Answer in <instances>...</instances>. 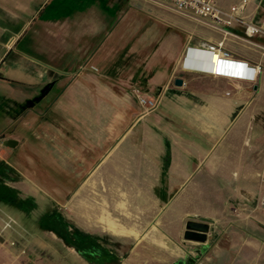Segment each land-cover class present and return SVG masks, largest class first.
I'll use <instances>...</instances> for the list:
<instances>
[{
	"label": "crops",
	"instance_id": "0c3cea01",
	"mask_svg": "<svg viewBox=\"0 0 264 264\" xmlns=\"http://www.w3.org/2000/svg\"><path fill=\"white\" fill-rule=\"evenodd\" d=\"M244 1L219 5L264 29V0ZM51 2L0 0V139L18 142L14 149L2 142L0 162L22 179L4 183L12 201H0L19 211V199L33 198L23 194L32 191L21 186L25 173L40 176L41 187L56 182L68 192L74 183L65 203L74 202V225L94 237L102 261L86 262L47 234L79 264H264V37L189 19L186 34L157 25L153 46L147 29L123 36L130 24L123 20L101 41L99 7L90 5L85 19L83 11L53 14ZM222 41L232 55L226 66L246 65V78L213 73L215 56L201 45ZM135 88L159 99L158 109L143 115ZM52 165L59 180L48 173ZM6 206L0 259L15 264L20 256L7 243L31 234L10 216L5 229ZM191 220L209 223L206 243L185 241Z\"/></svg>",
	"mask_w": 264,
	"mask_h": 264
},
{
	"label": "rangeland",
	"instance_id": "374dc122",
	"mask_svg": "<svg viewBox=\"0 0 264 264\" xmlns=\"http://www.w3.org/2000/svg\"><path fill=\"white\" fill-rule=\"evenodd\" d=\"M54 3L57 1L63 2L67 1L66 3H70V1L75 0H52ZM107 4L106 7L109 8V11H105L100 3L96 2L95 5L99 10L96 11L94 9L95 15L99 18L102 34L100 36V40L106 39L110 32L118 25L120 21L128 20L129 27L125 29L123 36L126 37H143L145 31L147 29L148 33V41L153 42V46H156L157 43L155 39L156 32H158L156 26H161L164 34L178 32L180 33L183 31L185 34L186 32L181 28V26L190 21L188 18L180 15L179 13L175 12L172 9V6L168 4H160L156 0H106ZM90 7L85 8L84 10H75L73 15L84 13V18H90L89 15L92 14L88 12ZM106 27V28H105ZM143 27H146L143 29ZM140 29V31H138ZM138 31V33H137ZM181 32V34H184ZM151 53V51H148ZM6 95L4 94L3 90L0 88V125L4 120L3 117V108H4V101ZM3 149L0 146V153H2ZM7 159V156H4ZM49 175L50 177H54L55 179L59 180L60 172L56 170L54 165L48 166ZM26 178L22 181V187H26L28 185L31 186L32 191H25L23 190L24 197H28V195H34L33 198L25 200V202L21 203L19 209L17 210L13 207L6 206L5 203L0 201L1 206H6L7 208L3 209V219L4 222H9V216L15 218L17 224H13L15 229H19V232L24 233V230L30 232V236L26 239L20 238V242L12 241V243H7L10 248L14 249V253L20 256L19 261L15 264H79V257L74 252H71L65 245L55 237H52L51 234H47L44 231V225L41 223L43 222L44 215L51 211L52 209H58L61 211L65 217L68 215L70 217L71 226L74 227L75 222V215H74V202L72 204L65 203L66 200H70L73 198L74 194V183L72 184L71 190L69 189L66 192L65 189H60V183H45L46 187H41L38 183H40L41 177H37L35 173H25ZM42 180V179H41ZM53 181V180H52ZM43 182V181H42ZM37 184L34 185V184ZM65 190V191H64ZM7 201H12L10 196H3L2 193L0 194V199ZM31 200V201H30ZM34 202V203H33ZM62 202V203H60ZM0 206V207H1ZM14 214V215H13ZM5 223V226H6ZM6 233V232H5ZM5 236V234H4ZM4 236L0 238L3 239V244L6 243L4 240ZM37 242L48 243L45 249H40L37 246ZM35 249L36 257L33 259H28V250L27 248ZM127 248L126 246L123 247ZM125 254V253H123ZM0 264H13L5 255L1 257Z\"/></svg>",
	"mask_w": 264,
	"mask_h": 264
},
{
	"label": "built area",
	"instance_id": "2783aa9c",
	"mask_svg": "<svg viewBox=\"0 0 264 264\" xmlns=\"http://www.w3.org/2000/svg\"><path fill=\"white\" fill-rule=\"evenodd\" d=\"M160 4H168L172 6V9L179 13L180 15L191 19L193 21L202 23L214 30L228 33L227 29L232 27L234 24H239V26L245 29L246 36L248 38H253L256 36L264 37V29L257 27L251 22L245 19L239 9V13L236 9L231 11L224 10L219 5V0H156ZM247 2L246 0L244 1ZM202 48H205L212 55L218 58L216 63L217 71L213 73L217 76L219 75H229L235 78H246L245 68L246 65L240 66L239 71H230V66H226L228 61H232V55L225 50L224 42H219L217 44H207L203 43ZM2 60H0V65ZM213 64V63H212ZM92 69L96 70L94 67ZM260 69L259 66L251 68V71H256ZM133 93L137 97L140 106L143 109V115L150 114L158 109L159 99L150 98L146 94L142 93L139 89H134ZM2 139H0V146L2 145ZM262 186L264 187V173L261 177ZM260 209L264 210V197L261 199L259 204ZM13 221L6 223L5 229L12 228ZM1 238V233H0ZM13 244V243H12Z\"/></svg>",
	"mask_w": 264,
	"mask_h": 264
},
{
	"label": "flooded vegetation",
	"instance_id": "af4514ba",
	"mask_svg": "<svg viewBox=\"0 0 264 264\" xmlns=\"http://www.w3.org/2000/svg\"><path fill=\"white\" fill-rule=\"evenodd\" d=\"M19 203H23L21 199ZM43 218V229L45 232L55 233L68 246L74 248L82 259L89 263H99L102 261L98 257L97 241L91 235L85 234L71 222L58 209L47 212Z\"/></svg>",
	"mask_w": 264,
	"mask_h": 264
},
{
	"label": "trees",
	"instance_id": "16d2710c",
	"mask_svg": "<svg viewBox=\"0 0 264 264\" xmlns=\"http://www.w3.org/2000/svg\"><path fill=\"white\" fill-rule=\"evenodd\" d=\"M67 1L63 2H51L48 7V11L52 12L53 14L58 13L59 15L67 16L74 12L75 10H84L85 8L89 7L96 2L100 3L101 7L105 11H109V8L106 7L107 1L106 0H75L70 1V3H66ZM21 176L10 166L5 164L4 162H0V193L3 189H6L4 183L7 182H19L21 181Z\"/></svg>",
	"mask_w": 264,
	"mask_h": 264
},
{
	"label": "water",
	"instance_id": "95a60500",
	"mask_svg": "<svg viewBox=\"0 0 264 264\" xmlns=\"http://www.w3.org/2000/svg\"><path fill=\"white\" fill-rule=\"evenodd\" d=\"M177 85H181L182 81L177 80ZM18 142L13 139H6L3 141V146L6 148H16ZM211 228L209 223L191 220L186 224V231L184 234L185 241L196 242V243H206L208 239V234L210 233ZM182 264V263H179Z\"/></svg>",
	"mask_w": 264,
	"mask_h": 264
},
{
	"label": "bare ground",
	"instance_id": "6f19581e",
	"mask_svg": "<svg viewBox=\"0 0 264 264\" xmlns=\"http://www.w3.org/2000/svg\"><path fill=\"white\" fill-rule=\"evenodd\" d=\"M213 56H214V55H213ZM189 58L191 59V54H190V57H189ZM217 61H218V58L215 57V61H214V68H215V71H217V65H216Z\"/></svg>",
	"mask_w": 264,
	"mask_h": 264
}]
</instances>
